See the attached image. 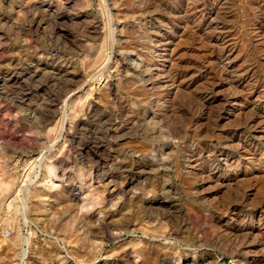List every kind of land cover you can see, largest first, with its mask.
<instances>
[{"label":"rangeland","instance_id":"1","mask_svg":"<svg viewBox=\"0 0 264 264\" xmlns=\"http://www.w3.org/2000/svg\"><path fill=\"white\" fill-rule=\"evenodd\" d=\"M263 160L264 0H0V264H264Z\"/></svg>","mask_w":264,"mask_h":264},{"label":"bare ground","instance_id":"2","mask_svg":"<svg viewBox=\"0 0 264 264\" xmlns=\"http://www.w3.org/2000/svg\"><path fill=\"white\" fill-rule=\"evenodd\" d=\"M144 3V2H143ZM200 9V8H199ZM174 15V14H173ZM186 30V29H185ZM185 32V31H184ZM181 35L183 34L182 32L180 33ZM184 36V35H183ZM140 49V48H139ZM154 53H156L157 52V49L155 50L154 49V51H153ZM153 66V65H152ZM160 66V65H159ZM153 67H155V69H158V67H157V65L156 64H154V66ZM37 68V67H36ZM153 70V69H152ZM68 72V71H67ZM222 72V71H221ZM36 73V72H35ZM48 73V72H47ZM71 73V72H70ZM40 74V73H39ZM36 75V74H35ZM10 76V75H9ZM74 76V75H73ZM175 77V76H174ZM181 77V76H180ZM186 77V76H185ZM74 78V77H73ZM7 79H8V77H7ZM26 79V78H25ZM168 79V78H167ZM6 80V79H5ZM8 81V80H7ZM15 81V80H14ZM181 81V80H180ZM165 83V82H164ZM161 83H160V81H159V79L158 78H153V76L151 75V77H150V85H151V88H154L155 90H159L160 89V87L162 88V86L160 85ZM74 85V84H73ZM68 91V90H67ZM66 91V92H67ZM64 93V92H63ZM67 96V95H66ZM155 99V98H154ZM229 101V100H228ZM202 105V104H201ZM185 122V121H184ZM211 143V142H210ZM200 157V156H199ZM261 157V156H260ZM263 157V156H262ZM264 161V160H263ZM252 162V161H251ZM199 169V168H198ZM200 174V173H199ZM160 200H162V199H160ZM159 202V201H158ZM169 202H167V201H165V200H162L161 202H160V205L161 206H164V204H168ZM166 207H170L169 205H166ZM240 222H242V221H240ZM221 233V232H220ZM242 234V233H241ZM245 237V236H244ZM262 259H257V261L256 262H260ZM254 261V260H253ZM256 262H254L255 264H256Z\"/></svg>","mask_w":264,"mask_h":264},{"label":"built area","instance_id":"3","mask_svg":"<svg viewBox=\"0 0 264 264\" xmlns=\"http://www.w3.org/2000/svg\"><path fill=\"white\" fill-rule=\"evenodd\" d=\"M227 264H234V262H227Z\"/></svg>","mask_w":264,"mask_h":264}]
</instances>
